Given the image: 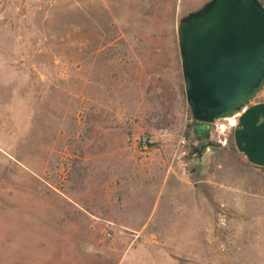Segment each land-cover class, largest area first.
<instances>
[{"label": "rangeland", "instance_id": "1", "mask_svg": "<svg viewBox=\"0 0 264 264\" xmlns=\"http://www.w3.org/2000/svg\"><path fill=\"white\" fill-rule=\"evenodd\" d=\"M209 1L0 0V264H264V169L186 98Z\"/></svg>", "mask_w": 264, "mask_h": 264}, {"label": "water", "instance_id": "2", "mask_svg": "<svg viewBox=\"0 0 264 264\" xmlns=\"http://www.w3.org/2000/svg\"><path fill=\"white\" fill-rule=\"evenodd\" d=\"M178 35L195 128L234 118L264 92L259 0H210L180 21Z\"/></svg>", "mask_w": 264, "mask_h": 264}, {"label": "crops", "instance_id": "3", "mask_svg": "<svg viewBox=\"0 0 264 264\" xmlns=\"http://www.w3.org/2000/svg\"><path fill=\"white\" fill-rule=\"evenodd\" d=\"M233 119V144L252 167L264 169V94Z\"/></svg>", "mask_w": 264, "mask_h": 264}, {"label": "built area", "instance_id": "4", "mask_svg": "<svg viewBox=\"0 0 264 264\" xmlns=\"http://www.w3.org/2000/svg\"><path fill=\"white\" fill-rule=\"evenodd\" d=\"M169 135L168 131L166 130H161L157 136L151 137L147 134H137V135H132L130 137V142L134 147L137 146H141L142 148H144L145 150L147 149V147L149 146L150 143H153L154 140H160L163 139L165 137H167ZM111 232H108L107 235L108 236H112L115 233H123L118 229H111Z\"/></svg>", "mask_w": 264, "mask_h": 264}, {"label": "flooded vegetation", "instance_id": "5", "mask_svg": "<svg viewBox=\"0 0 264 264\" xmlns=\"http://www.w3.org/2000/svg\"><path fill=\"white\" fill-rule=\"evenodd\" d=\"M195 125V122H194ZM208 127L202 128V127H196L194 126V131L196 136H198V138L200 139L201 143H200V151L204 152L206 150V148L211 147L213 144L211 142V138H210V132H209Z\"/></svg>", "mask_w": 264, "mask_h": 264}]
</instances>
